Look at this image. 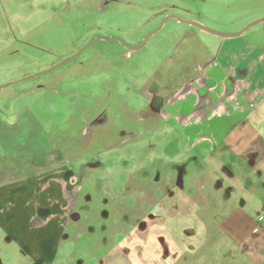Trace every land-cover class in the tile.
<instances>
[{
  "label": "rangeland",
  "instance_id": "1",
  "mask_svg": "<svg viewBox=\"0 0 264 264\" xmlns=\"http://www.w3.org/2000/svg\"><path fill=\"white\" fill-rule=\"evenodd\" d=\"M262 18L264 0H0V264H264V194L236 171L256 180L264 140L195 95L249 72L251 48L264 74V22L222 39L178 21ZM231 125L233 158L217 144Z\"/></svg>",
  "mask_w": 264,
  "mask_h": 264
},
{
  "label": "crops",
  "instance_id": "2",
  "mask_svg": "<svg viewBox=\"0 0 264 264\" xmlns=\"http://www.w3.org/2000/svg\"><path fill=\"white\" fill-rule=\"evenodd\" d=\"M193 22V21H192ZM188 25V24H187ZM190 26V25H189ZM193 27V26H191ZM202 32V31H201ZM226 39V38H225ZM231 39V38H228ZM256 53V49L255 48H251L250 51H243V58H252L254 59V61L252 62V64L248 67L249 68V72L244 73V72H239L237 73L238 75L234 74L231 75L233 77V79H237V81H229L230 83L228 84V86L224 85L223 86V90L221 92V94H216L215 91H213V89H210L211 92L209 93V95H205L202 92L201 95H198V93L195 92V95L197 97V99H202L205 100L204 102V108H205V115H207V118H212L214 116H216L217 114H220V112H223L225 114V116L230 117L231 115H237L240 114L242 115V118L240 119V121L242 120V122L244 123L245 126H248V128L252 129L254 132V136L251 137L250 143L254 142L255 140L259 139V138H263L264 140V136H262L260 134L259 129L262 128L263 125V121L262 119V114L260 111H262V108L264 107V74L258 73V72H254L255 67H257L258 65H262V57L259 56L258 54L254 55ZM240 57V56H239ZM255 63V64H254ZM254 64V66H252ZM239 81L242 82V85H239ZM212 98H213V102H212ZM175 119L178 120L179 124L182 126V121L184 120H188L187 119H182L180 118V116L176 115ZM182 120V121H181ZM195 121V119H193V117L190 118V121ZM235 126H230L229 129H226L225 131H223V133L220 136V139L217 141V144H223V155H225V157H229V158H233L234 154H235V150H236V146L238 144L241 143H245L246 141H243L242 138H240L239 134L232 133L234 130ZM235 134V135H232ZM248 141V142H249ZM240 152V151H239ZM232 163H230V169L232 168ZM236 168V166H235ZM236 171L239 173V175L242 177L244 184L243 187H246V184L249 182L250 183V189L253 191H259L260 193H262V195L264 194V167H262V165H258V168L256 170V173L258 174L256 180L252 181V179H250V176H252V172L247 171L246 169H244L243 166L238 165L236 168ZM56 174L59 176L58 178H54V181H59L58 183H60L62 186L65 187V190L68 192H72L69 189H67L66 187V181H68L70 179V175H72V173L67 169V168H61L59 169ZM69 175V176H67ZM39 179V178H38ZM39 185H41L42 190H45L47 188V184H44L41 180V182L39 183ZM240 190L241 189V184H237L235 185V187H233V189L231 187L226 189V197H232L233 196V192L235 189ZM74 190L75 194H78L79 188L76 187ZM218 191V190H217ZM75 198V199H74ZM76 199L77 196L74 195L73 196V206L76 205ZM38 208V207H37ZM51 209L49 208V206L43 208L40 207L37 209V218L38 220L35 221L34 223V231H42L44 229V224L49 222L52 219L53 216V212L51 213ZM34 217V218H33ZM36 216H32V220L35 219ZM70 218V214L68 216L69 220ZM261 219V217H259ZM233 222H234V227L233 229H235L233 232L236 234H240L241 232V227L239 226V220L237 221L235 218H233ZM229 221H231L229 219ZM261 232L264 234V224L262 225V228H260ZM31 233V232H29ZM28 232L25 233V237L26 239L28 238ZM30 235V234H29ZM233 235V234H232ZM237 236V235H236ZM239 237V236H238ZM242 238L243 240H245L244 237H239ZM45 239V238H44ZM260 242V243H259ZM256 242L254 245L255 248H252L254 251H261L264 249V244L261 243V241ZM39 243V242H38ZM38 243L36 244V246L38 247ZM40 246L41 243H40ZM253 246V245H252Z\"/></svg>",
  "mask_w": 264,
  "mask_h": 264
},
{
  "label": "water",
  "instance_id": "3",
  "mask_svg": "<svg viewBox=\"0 0 264 264\" xmlns=\"http://www.w3.org/2000/svg\"><path fill=\"white\" fill-rule=\"evenodd\" d=\"M170 18H175V17H173V16H167V18L166 19H170ZM165 19V20H166ZM178 21L180 22V23H184V24H188V25H190V26H193V27H195V28H197V29H199L200 31H202V32H205V33H209V34H212V35H215V36H218V37H220V38H222V39H225V38H236V37H239L240 35H242L247 29H249L250 27H252L253 25H255V24H257V23H262V22H264V18H262V19H259V20H257V21H255V22H252V23H250L248 26H246L242 31H240V32H238V33H234V34H220V33H216V32H213V31H210V30H208V29H206L204 26H202L201 24H199V23H196V22H192V21H182V20H180V19H178ZM152 35V34H151ZM151 35H149L143 42H142V44L141 45H139V46H136V47H130V46H125L128 50H138V49H140V48H142L143 46H144V44L146 43V41H147V39L151 36ZM97 40H99V39H96L95 40V42L97 41ZM107 40H116V39H114V38H111V39H107ZM94 43V42H93ZM91 45V44H90ZM89 46V45H88ZM88 46H86V47H88ZM86 47H84L81 51H79L73 58H70V59H67V60H65L64 62H62V64L63 63H66V62H68V61H71V60H73V59H75V58H77L78 57V55L86 48ZM53 69V68H52ZM51 69V70H52Z\"/></svg>",
  "mask_w": 264,
  "mask_h": 264
}]
</instances>
